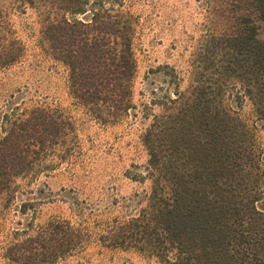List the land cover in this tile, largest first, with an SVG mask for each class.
I'll use <instances>...</instances> for the list:
<instances>
[{
	"label": "trees",
	"instance_id": "obj_1",
	"mask_svg": "<svg viewBox=\"0 0 264 264\" xmlns=\"http://www.w3.org/2000/svg\"><path fill=\"white\" fill-rule=\"evenodd\" d=\"M248 1L253 11L241 21L201 39L187 87L145 107L150 123L139 138L148 155L151 190L138 213L105 222L97 238L90 224L76 228L52 221L23 243L28 264L37 250L41 263L49 264L82 249L91 237L98 246L132 249L158 264H264V160L254 131L228 101L247 99L264 122V39L257 27L264 23V0ZM17 2L22 9L59 10L39 15L41 39L66 69L76 108L104 129L135 116L130 113L136 109L130 15L121 9H86L89 0ZM87 12L88 20L77 18ZM21 53L0 10V70L16 63ZM3 127L0 195L16 179L35 177L48 151L65 143L71 124L43 106L18 118L6 115Z\"/></svg>",
	"mask_w": 264,
	"mask_h": 264
},
{
	"label": "rangeland",
	"instance_id": "obj_2",
	"mask_svg": "<svg viewBox=\"0 0 264 264\" xmlns=\"http://www.w3.org/2000/svg\"><path fill=\"white\" fill-rule=\"evenodd\" d=\"M89 2L86 9H121L134 22L132 103L136 109L130 113L135 116L106 129L74 106L66 69L42 43L39 15L58 14L59 10L22 9L17 0H0L4 22L22 48L19 60L0 70V138L6 115L22 117L35 107L48 106L71 124L65 143L48 151L35 177L16 179L0 195V264H28L23 243L38 236L52 221H67L76 228L90 224L91 235L97 238L102 225L135 216L143 206L140 201L151 190L145 173L148 155L139 138L150 123L145 107L153 99H165L174 90L187 87L190 61L205 35L223 33L227 24L233 25L244 13L253 11L248 0ZM89 16L87 12L77 18L88 20ZM257 25L258 37L264 39V23ZM228 101L254 131L264 160V122L247 99L240 102L232 97ZM157 111L153 109V113ZM63 156L70 158L56 162ZM95 242L91 237L82 249L49 264H158L135 250L107 249ZM64 248L68 250L67 245ZM35 253L32 263L43 264L42 252Z\"/></svg>",
	"mask_w": 264,
	"mask_h": 264
}]
</instances>
